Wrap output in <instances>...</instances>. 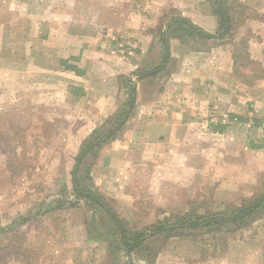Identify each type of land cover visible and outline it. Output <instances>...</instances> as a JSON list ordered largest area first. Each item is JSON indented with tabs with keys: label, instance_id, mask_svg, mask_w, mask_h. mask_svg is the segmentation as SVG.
<instances>
[{
	"label": "rangeland",
	"instance_id": "obj_1",
	"mask_svg": "<svg viewBox=\"0 0 264 264\" xmlns=\"http://www.w3.org/2000/svg\"><path fill=\"white\" fill-rule=\"evenodd\" d=\"M223 1L231 6L234 26L252 15ZM26 3L0 0V227L7 228L0 232V247L14 243L7 239L14 232L29 253L22 257L0 249V264H264V209L244 225L160 233L129 252L104 210L76 198L71 170L89 134L80 141L69 135L63 140L57 135L59 120L12 103L11 87L18 81L12 74L19 64L10 58L11 48L25 39ZM17 21L19 30L12 26ZM241 41L238 36L235 74L244 85L243 108L229 111L221 102L212 107L211 125L223 126L221 132L203 123L169 157L146 158L132 148L127 155L111 152L129 118L86 158L81 182L105 198L130 236L157 222L236 210L243 199L264 190V51L261 61H253ZM121 77L118 106L128 97ZM22 218L27 220L10 230Z\"/></svg>",
	"mask_w": 264,
	"mask_h": 264
},
{
	"label": "crops",
	"instance_id": "obj_2",
	"mask_svg": "<svg viewBox=\"0 0 264 264\" xmlns=\"http://www.w3.org/2000/svg\"><path fill=\"white\" fill-rule=\"evenodd\" d=\"M230 1L252 15L223 38H169L165 67L137 80V72L160 64L161 34L172 17L218 31L213 0H27L25 39L11 48L10 58L19 64L12 74L18 79L11 87L13 106L43 110L59 120L58 136L80 141L118 108V78L132 77L133 114L110 150L169 157L195 127L215 124L210 121L216 103L242 111L244 85L233 66L238 36L251 60L263 58L264 0ZM12 26L21 28L18 21Z\"/></svg>",
	"mask_w": 264,
	"mask_h": 264
},
{
	"label": "trees",
	"instance_id": "obj_3",
	"mask_svg": "<svg viewBox=\"0 0 264 264\" xmlns=\"http://www.w3.org/2000/svg\"><path fill=\"white\" fill-rule=\"evenodd\" d=\"M212 6L215 14L219 18V28L216 33L205 32L185 18L172 17L166 24V31L162 32L161 34L164 54L160 64L144 72H137L135 74V78L137 80H141L146 76L161 71L165 67V64L167 63L169 57L168 41L171 37L183 38L184 36H190L192 33H195L204 38H223L225 35L230 34L231 30L234 27L233 19L235 18L230 12L231 6H226L223 0H213ZM238 7L242 8V5H239ZM241 45L245 47V50L247 51V44L244 40L241 41ZM240 53L241 51L238 48L236 49L235 53H233L234 71L237 68L236 63L237 59L240 57ZM246 54L247 56L249 55L248 52H246ZM121 78H123L124 81L128 84L127 100L122 104V106H118L116 112L110 115L100 126L95 127L83 141L82 147L74 158V163L71 170V186L76 195V198L89 201L104 210L106 215L112 220L115 228L118 230L120 242L126 251L130 252L135 248H138L144 242V240L160 233L172 232L182 229L192 230L196 228H210L213 226L219 227L228 223L244 225L250 220L252 215L256 214V212H258L259 210L264 209L263 190L248 199H243L241 205L236 210H232L230 212L221 211L206 215H197L193 218L179 217L172 222H157L152 225L151 229H149L147 232H141L130 236L123 226L121 220L106 202L105 198L95 190L86 186V184L84 185L81 182L82 175L84 174V172L88 171V169L85 167L86 158L88 156L94 157L98 153L100 148L110 139H112L125 126L126 122L133 113L136 95L135 84L132 77L123 76ZM211 128L214 131L221 132L224 127L216 124L211 125ZM26 220L27 219L22 218L21 220L14 221L8 227L10 228V230H12L15 226L19 225V223ZM6 230V227H0L1 233ZM7 239L9 241L13 240L14 243L11 246L5 245V247H0V249L5 251L6 254L21 255L22 257L28 255L29 249L23 245L21 241V235H17L16 233L12 232Z\"/></svg>",
	"mask_w": 264,
	"mask_h": 264
},
{
	"label": "built area",
	"instance_id": "obj_4",
	"mask_svg": "<svg viewBox=\"0 0 264 264\" xmlns=\"http://www.w3.org/2000/svg\"><path fill=\"white\" fill-rule=\"evenodd\" d=\"M233 120H236V118H234Z\"/></svg>",
	"mask_w": 264,
	"mask_h": 264
}]
</instances>
